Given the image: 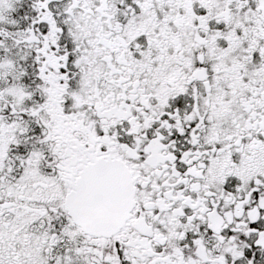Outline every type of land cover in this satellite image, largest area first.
I'll return each mask as SVG.
<instances>
[{"label":"snow or ice","instance_id":"snow-or-ice-1","mask_svg":"<svg viewBox=\"0 0 264 264\" xmlns=\"http://www.w3.org/2000/svg\"><path fill=\"white\" fill-rule=\"evenodd\" d=\"M0 264H264V0H0Z\"/></svg>","mask_w":264,"mask_h":264}]
</instances>
